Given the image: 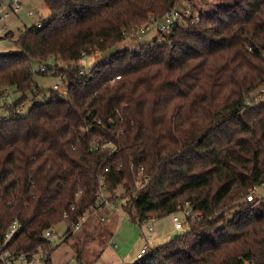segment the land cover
<instances>
[{"label": "trees", "instance_id": "16d2710c", "mask_svg": "<svg viewBox=\"0 0 264 264\" xmlns=\"http://www.w3.org/2000/svg\"><path fill=\"white\" fill-rule=\"evenodd\" d=\"M182 1L201 22L186 17L169 33L115 49ZM201 1L43 0L50 18L22 32L18 51L0 53V97L11 85L22 94L0 118L2 243L18 223L6 250L53 264L61 243L46 232L65 222L63 242L82 263L106 194L125 199L122 211L139 226L186 202L200 211L132 264H264V191L247 199L264 183V103L248 104L264 85V0ZM93 48L109 55L86 70L78 61ZM52 57L48 72L67 82L66 93L49 88L43 102L34 94L20 116L27 93L44 91L34 62ZM100 227L104 244L110 234Z\"/></svg>", "mask_w": 264, "mask_h": 264}, {"label": "rangeland", "instance_id": "374dc122", "mask_svg": "<svg viewBox=\"0 0 264 264\" xmlns=\"http://www.w3.org/2000/svg\"><path fill=\"white\" fill-rule=\"evenodd\" d=\"M23 3V10L20 14L11 15L10 19H8L3 25L6 26L7 29H11L13 31V34L10 37V41H4L0 44V53H7L10 51H18L19 48L16 44V41L19 39L20 35L22 34L23 30L26 29V27H30L35 23V21H47L51 14L48 10L47 6L43 2V0H21ZM209 2L213 0H208ZM195 3L202 2L201 0H194ZM205 3V2H204ZM182 8H190L191 5L186 2L182 1L181 3ZM39 9V13L36 15L29 17L27 15L28 10H33L34 12ZM158 36V25L153 23L148 30L144 33H139L137 36L127 37L126 40L120 44H118L115 49H124L126 47H137L142 43L149 42L156 38ZM135 38V39H133ZM109 55V54H108ZM108 55H105L104 53H101V57L97 58L95 55H90L86 58H83L78 61V65L85 66L86 70L91 69L94 64L98 60H104ZM54 58H50L47 62H44L43 64L34 62V70L37 72L35 73V81L36 84L41 88V90L44 91H37V87L34 88V91H30L27 93V99L26 101L18 108V113L20 116H25L29 112L30 107L32 106L35 98L34 94H37V100L38 102H43L47 99H49V88H53L55 84L59 81L58 77L54 76L53 74H40L39 68L41 65H47V66H53L55 64ZM61 66H67V62H59ZM67 87V82L64 81V83L61 84L59 87L60 92H64V90ZM22 97V94L16 89L15 86H7L6 89L3 92V96L0 97V118L3 117H9L11 115V107L8 108L6 105H11L14 102H17ZM12 106V105H11ZM140 184V182H137V186ZM118 195L121 196L124 192L122 188L118 189ZM106 195V194H105ZM107 198L109 196L106 195ZM116 205V209L111 211L109 207L105 209V213H111L110 220L107 221V225H109L112 228V231L114 232V236L111 239L105 240V245L109 246L111 250H113L115 253L119 254L126 262L132 264L134 263L138 258L137 253L142 245V233H141V226L133 223L127 215L124 214L121 208V202H125V199H120L114 201ZM95 214V213H94ZM93 214V215H94ZM99 215H102L99 213ZM104 215V214H103ZM121 216L123 217L121 219ZM97 219H94V223L90 224V226L87 227V233L86 237L90 238L87 239V242L85 244V253L84 258L82 260V263L79 262L76 258V249L72 246L71 242H63L64 241V232L66 230V223L62 222L57 226V232L58 236L61 237L62 242L61 244L52 252V262L53 264H95V260L98 258L96 257L95 260H92L94 257V253L98 254L101 251V248L105 245L103 242L99 239L101 238L100 234L102 233L105 237V231L103 229H100V226L106 227L103 223L96 222ZM100 224V225H99ZM152 226L154 227V232H150V235L154 237V234L158 233L159 238L162 239L159 244H163L170 239H172L176 234H178L179 230H176L174 227H172V221L169 217V215L158 218L157 221H152ZM97 228V229H96ZM82 230H78L77 236H82ZM92 233H95L96 238L90 237ZM94 236V235H93ZM94 236V237H95ZM75 238H72L70 241L74 242ZM143 239V238H142ZM156 239V238H155ZM89 240V241H88ZM59 241V238L54 241L55 243L53 245H57ZM109 241V242H108ZM160 241V240H159ZM97 243V244H96ZM118 244V248L114 247V244ZM93 245H99L97 249L93 248ZM90 248V249H89ZM90 251V252H89ZM106 256V255H104ZM92 260V261H91ZM102 261L99 260L97 264H100ZM15 264H25L22 262H16ZM104 264V263H102Z\"/></svg>", "mask_w": 264, "mask_h": 264}, {"label": "built area", "instance_id": "2783aa9c", "mask_svg": "<svg viewBox=\"0 0 264 264\" xmlns=\"http://www.w3.org/2000/svg\"><path fill=\"white\" fill-rule=\"evenodd\" d=\"M23 10V3L21 0H0V44L3 43L6 40H9L11 35L10 31L11 29H7L3 23H5L8 19H10L11 15L18 14L20 11ZM28 16H34L36 15V12L33 10L27 11ZM191 19V9L190 8H176L169 10L165 13V15L158 20L154 22H150L141 28L135 33V36L138 37L139 33H144L146 30L150 28V26L155 23L158 25V32L162 33H169L172 30L176 28V25L179 21H183L185 18ZM202 16L197 13L194 18L191 19V24H198L201 22ZM35 24L37 26H42V21H36ZM83 57L86 58L90 55H95L97 58L101 57V51L98 48H93L89 52L84 51L82 53ZM100 60L97 59L96 63ZM102 61V60H101ZM48 66L47 65H41L39 68L40 74H49L48 72ZM33 71L37 73L34 69ZM119 78V77H118ZM59 81L55 84V88L59 89L62 83H64V79L62 77H58ZM67 89V87H66ZM66 89L64 90V93H66ZM264 103V85H262L258 90L252 92L251 96L248 99L249 105H256ZM9 106V105H8ZM111 142H108V145H111ZM147 181V179H146ZM138 185V187H140ZM262 191H264V183L260 185H255L249 192L247 199L248 201H252L256 199L258 196L262 194ZM99 201H102L105 205L112 209H116L115 202H112L109 198H107L104 194H100L98 197ZM97 212V211H96ZM67 217V214H65ZM171 220L173 223V226L176 230L179 231H186L189 229L188 227V220H197L200 216V211L195 210L193 206L190 204V202H186L184 204V207L179 212H174L171 215ZM87 216L80 219V221L76 224L75 230H79L84 221L86 220ZM153 221V220H152ZM152 221L143 224L141 226V233L142 238L145 241V244L143 245L142 249L138 253V259L143 258L148 251L150 250L151 246L154 245V240L150 236V232L153 231ZM18 226V223L15 222V224L10 228L9 232L4 237L3 243L1 242L0 237V264H15L16 262H22L25 264H41L42 263V254H36L33 258H28L25 254H15L11 253L8 250H6V244L10 241L13 234L16 231V228ZM46 236L49 238L51 242H54L58 239V234L56 232L47 231Z\"/></svg>", "mask_w": 264, "mask_h": 264}, {"label": "crops", "instance_id": "0c3cea01", "mask_svg": "<svg viewBox=\"0 0 264 264\" xmlns=\"http://www.w3.org/2000/svg\"><path fill=\"white\" fill-rule=\"evenodd\" d=\"M36 14L37 13H39L40 11H39V9H37L36 11ZM20 13H21V11H20ZM20 13H18V14H20ZM18 14H17V16H18ZM30 17V16H29ZM32 17V16H31ZM36 22V21H35ZM27 28V27H26ZM24 31V30H23ZM6 41H10V39L9 40H6ZM107 207L106 206H104V207H101L100 208V210H99V213H101L102 215H99V216H101V218H103V220L101 219V221L103 222V224L106 226L105 228H106V230L109 232V234H110V238L109 239H111L113 236H114V232L112 231V228L109 226V225H107V221L108 220H110V218H112L111 216V213H105V209H106ZM111 209L112 208H110V210L108 209V211H111ZM113 210H115V209H113ZM104 214V215H103ZM94 215H98V214H94ZM93 217V216H92ZM170 217V219H171V216H169ZM123 217L121 216V219H122ZM154 221H157V219H154ZM172 221V220H171ZM172 227H174L173 226V223H172ZM154 228V227H153ZM100 229H102V227H100ZM153 232H154V229H153ZM58 234V233H57ZM151 236V235H150ZM152 237V236H151ZM153 238V240H154V245H158L160 242H161V240L162 239H160L159 238V235H158V233H156V234H154V237H152ZM156 238V239H155ZM141 240H142V245H141V248L139 249V251H138V253L140 252V250L142 249V247H143V245L145 244V241H144V239H142L141 238ZM160 240V241H159ZM61 241H62V239H61V237H59V241H58V244L59 243H61ZM109 242V241H108ZM97 244V243H96ZM99 245H93L92 247L93 248H95V249H97V247H98ZM114 247L115 248H118V244H114ZM90 249V248H89ZM90 252V251H89ZM138 253H137V258H138ZM104 255H106V256H104ZM99 260H101L102 262L100 263V264H102V263H104V264H129V263H125L126 261L119 255V254H117V253H115L113 250H111V248H109V246L107 245V243H106V245L104 246V247H102L101 248V251H100V254H99V256H98V258L95 260V264H97L98 263V261ZM138 260V259H137ZM136 260V261H137ZM135 261V262H136Z\"/></svg>", "mask_w": 264, "mask_h": 264}]
</instances>
